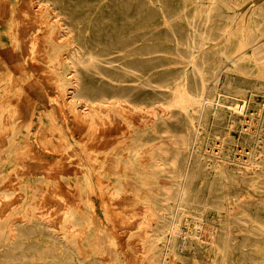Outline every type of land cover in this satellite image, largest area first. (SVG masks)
Here are the masks:
<instances>
[{"label":"bare ground","instance_id":"bare-ground-1","mask_svg":"<svg viewBox=\"0 0 264 264\" xmlns=\"http://www.w3.org/2000/svg\"><path fill=\"white\" fill-rule=\"evenodd\" d=\"M122 3L124 40L129 55H139V59L124 66L126 86L113 90L111 102L102 87L100 92H89L86 78L95 68L96 53L82 45L71 49L69 36L59 40L49 35L50 58L66 50L62 65L71 72L60 78L63 86L71 85L69 101H62L72 109L77 103L81 107L89 105V113L109 102L124 106L135 119L131 120L129 134L124 132L131 146L126 166L135 168L136 155L141 152L147 154L148 161L146 158L143 170L129 175H137L141 184L156 182L158 186L146 196L148 202L141 207L143 210H138L142 237L150 240L142 255L150 264L162 262L166 254L178 256L191 239L201 240L204 233L211 242L217 241L214 248L219 255L212 264H226L234 240L228 216L244 224L241 233L264 234V99L252 102L254 92L264 95V27L256 20L258 10L264 9V0H185L177 7L167 0ZM189 5L194 8L191 13L187 12ZM68 10L69 7L62 11ZM45 20L41 22L48 23L49 19ZM54 21L50 23L56 24ZM6 22L5 32H11L12 41H17L14 20L8 18ZM180 24L186 25L184 31ZM28 30L19 36L23 38ZM0 42H4L1 35ZM253 56L261 59L255 61L254 72L245 81L252 71L248 63ZM3 59L7 60L6 56ZM14 72L10 74L14 76ZM243 184H248V198L231 190ZM209 209L214 210L216 221L208 220ZM77 213L70 214L66 223L80 224ZM22 223L18 227L6 223L0 226V232L7 234L0 241V264H22L16 260L27 254L22 244L29 232L27 222ZM163 239L162 254L156 244ZM239 246L243 250L247 245L241 242ZM58 248L64 249L63 245Z\"/></svg>","mask_w":264,"mask_h":264},{"label":"rangeland","instance_id":"rangeland-1","mask_svg":"<svg viewBox=\"0 0 264 264\" xmlns=\"http://www.w3.org/2000/svg\"><path fill=\"white\" fill-rule=\"evenodd\" d=\"M45 1L0 0V35L4 41L0 42V226L6 223L18 227L23 225L22 220L27 222L29 232L22 244V251L27 254L16 260L22 264H150L142 255L150 240L142 237L141 223L137 224V220L141 207L148 202L146 196L151 190H158V186L156 182L141 184L137 175H129L143 170L148 156L141 152L136 155L135 168L126 166L131 146L124 132H130L133 118L124 106L117 108L109 103L113 90L126 86L124 66L139 59L138 54L129 55L124 40L122 0H47V4ZM184 1L167 0V3L177 7ZM68 7V11H62ZM192 11L194 8L189 5L187 12ZM57 12L61 14L56 16ZM8 18L14 20L12 27L22 41L32 37L26 44L23 42L27 46L19 38L12 41L11 32H5ZM44 18L55 20L56 24L49 20L44 23ZM242 18L238 19V31ZM256 20L264 27V9L258 10ZM180 26L183 31L186 29L185 24ZM22 27L30 30L29 36L26 33L21 38L27 31ZM45 33L48 34L44 36ZM49 35L59 40L69 36L71 49L82 45L96 53L95 68L88 72L86 84L89 92L96 89L100 92L99 87L103 88L109 97L105 107L96 106L89 113V105L81 107L77 103L73 109L67 106L71 85L63 86L60 81L65 72H70L62 65L67 52L62 50L50 58ZM259 59L253 56L248 63L252 71L245 81H249ZM14 65L24 69L18 70ZM11 70H15L14 76ZM253 97L254 104L264 99L260 92H254ZM127 181L133 183L129 185ZM243 186L231 190L241 198H248V184ZM76 212L81 222L74 227L66 221ZM208 216L209 221H216L213 209L208 210ZM228 220L234 240L226 264H264V234L241 233L244 224L231 216ZM133 223L137 225L134 227ZM1 232L0 241L7 236ZM202 237L191 239L178 256L164 255L157 264H212L219 255L214 248L217 241L211 242L206 233ZM241 242L247 245L243 250ZM164 244V239L156 244V250L162 254ZM62 245L64 249H59Z\"/></svg>","mask_w":264,"mask_h":264}]
</instances>
